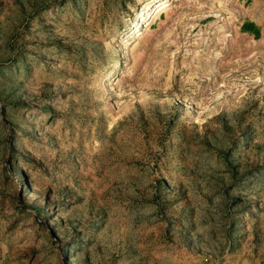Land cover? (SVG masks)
Returning a JSON list of instances; mask_svg holds the SVG:
<instances>
[{
	"label": "rangeland",
	"instance_id": "obj_1",
	"mask_svg": "<svg viewBox=\"0 0 264 264\" xmlns=\"http://www.w3.org/2000/svg\"><path fill=\"white\" fill-rule=\"evenodd\" d=\"M0 264H264V0H0Z\"/></svg>",
	"mask_w": 264,
	"mask_h": 264
},
{
	"label": "bare ground",
	"instance_id": "obj_2",
	"mask_svg": "<svg viewBox=\"0 0 264 264\" xmlns=\"http://www.w3.org/2000/svg\"><path fill=\"white\" fill-rule=\"evenodd\" d=\"M166 4V3H165ZM165 4H163L162 6H160L158 13H156L155 15V19L157 20L158 18H160L163 14H164V9H165ZM155 20V21H156Z\"/></svg>",
	"mask_w": 264,
	"mask_h": 264
}]
</instances>
